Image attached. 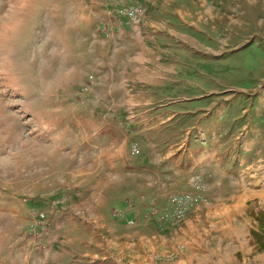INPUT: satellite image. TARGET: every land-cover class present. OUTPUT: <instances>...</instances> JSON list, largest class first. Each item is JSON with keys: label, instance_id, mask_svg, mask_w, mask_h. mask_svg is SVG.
<instances>
[{"label": "rangeland", "instance_id": "obj_1", "mask_svg": "<svg viewBox=\"0 0 264 264\" xmlns=\"http://www.w3.org/2000/svg\"><path fill=\"white\" fill-rule=\"evenodd\" d=\"M0 264H264V0H0Z\"/></svg>", "mask_w": 264, "mask_h": 264}, {"label": "built area", "instance_id": "obj_2", "mask_svg": "<svg viewBox=\"0 0 264 264\" xmlns=\"http://www.w3.org/2000/svg\"><path fill=\"white\" fill-rule=\"evenodd\" d=\"M122 14L125 15L131 22L133 20H136L138 16L134 11L131 12H125ZM134 152L137 150V147L134 146ZM194 183L196 184V192L190 193V194H175L170 197L171 201V213H165L164 215L160 216V220L163 222H170L173 226H180L182 223H184L187 219V216L191 209L199 204V203H206L208 200L204 195L202 194L203 190L205 189L204 183L200 181V179L194 178ZM133 223V221H131Z\"/></svg>", "mask_w": 264, "mask_h": 264}, {"label": "crops", "instance_id": "obj_3", "mask_svg": "<svg viewBox=\"0 0 264 264\" xmlns=\"http://www.w3.org/2000/svg\"><path fill=\"white\" fill-rule=\"evenodd\" d=\"M131 205H132V204H131ZM201 205H203V204L199 203V204L195 205V206L191 209V211L189 212L187 218L194 217V216H193V213H197V211L200 209L199 207H200ZM204 205H205V204H204ZM186 220H187V219H186ZM143 221H144V219H143ZM188 222H189V221H188Z\"/></svg>", "mask_w": 264, "mask_h": 264}]
</instances>
